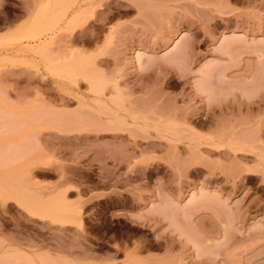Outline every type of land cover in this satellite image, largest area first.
I'll list each match as a JSON object with an SVG mask.
<instances>
[{
	"label": "rangeland",
	"instance_id": "374dc122",
	"mask_svg": "<svg viewBox=\"0 0 264 264\" xmlns=\"http://www.w3.org/2000/svg\"><path fill=\"white\" fill-rule=\"evenodd\" d=\"M263 53L264 0H0V264H264Z\"/></svg>",
	"mask_w": 264,
	"mask_h": 264
},
{
	"label": "bare ground",
	"instance_id": "6f19581e",
	"mask_svg": "<svg viewBox=\"0 0 264 264\" xmlns=\"http://www.w3.org/2000/svg\"><path fill=\"white\" fill-rule=\"evenodd\" d=\"M77 16V15H76ZM79 16V15H78ZM78 19V17H76V18H73L72 20H71V23H69V25L70 24H72V22L74 21V20H77ZM227 38H225V40H224V43H222V51H223V53L225 54V55H229L230 53H232L233 54V52H235V50H233L234 49V43H235V41H233V44H232V40L231 41H229L228 39L226 40ZM42 40L40 39V42H41ZM168 42V41H167ZM42 43H44L46 46H47V49L49 50V51H52V46H54V44H55V38L54 37H52V36H47L46 37V39H44V42H42ZM193 45V44H192ZM192 47V46H191ZM191 47H189V44H188V46L186 47V46H184V48L182 47V48H178V50H176L177 51V53L173 56V57H175L176 58V56H177V58L178 59H180L179 57H181V59H184V58H186V57H188L189 56V54H190V49H191ZM193 47H194V45H193ZM175 51V52H176ZM221 51V52H222ZM194 53V52H193ZM222 53V54H223ZM231 54V55H232ZM264 54V53H263ZM230 55V56H231ZM235 56V55H234ZM233 56V57H234ZM232 57V56H231ZM231 57H229L230 59H233V62H234V60H235V58L236 57H234V58H231ZM175 58H173V59H175ZM176 58V59H177ZM184 60H187V59H184ZM173 61V60H172ZM180 61V60H179ZM175 62V61H174ZM173 62V63H174ZM172 63V62H171ZM186 63V62H185ZM236 63V62H235ZM232 64V63H231ZM52 66H53V61H52V59H51V57H50V59L48 60V62H47V69H49V70H51L52 69ZM209 72V71H208ZM207 74V73H206ZM208 77V76H207ZM206 81V80H205ZM209 82V81H208ZM206 87V86H205ZM208 87H211L212 88V85L211 86H208ZM253 88V87H252ZM251 89V88H250ZM249 89V91H251ZM254 89V88H253ZM209 89H207V91H208ZM255 90V89H254ZM212 91V90H211ZM210 91V92H211ZM248 91V92H249ZM206 92V91H205ZM209 92V91H208ZM245 92H247V91H245ZM248 92L246 93V94H248ZM212 93V92H211ZM252 94V93H251ZM250 94V95H251ZM253 95H255V93L253 94ZM243 96H245V94L243 95ZM245 98V97H244ZM254 98V97H253ZM249 99H250V97H249ZM248 100V98L246 99V101ZM251 100V99H250ZM218 101H220V100H218ZM217 101V102H218ZM222 102H223V100H222ZM244 104V103H243ZM235 172V171H234Z\"/></svg>",
	"mask_w": 264,
	"mask_h": 264
}]
</instances>
